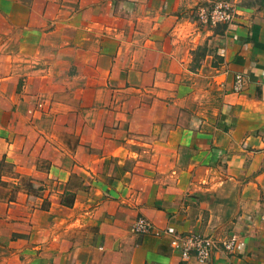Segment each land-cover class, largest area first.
Returning <instances> with one entry per match:
<instances>
[{"label": "crops", "instance_id": "1", "mask_svg": "<svg viewBox=\"0 0 264 264\" xmlns=\"http://www.w3.org/2000/svg\"><path fill=\"white\" fill-rule=\"evenodd\" d=\"M28 1L0 0V264H202L137 217L264 264V0ZM33 79L83 95L71 148L19 118Z\"/></svg>", "mask_w": 264, "mask_h": 264}, {"label": "built area", "instance_id": "2", "mask_svg": "<svg viewBox=\"0 0 264 264\" xmlns=\"http://www.w3.org/2000/svg\"><path fill=\"white\" fill-rule=\"evenodd\" d=\"M198 16L200 20L212 25L223 23L231 24L236 16V9L229 3H218L212 8H202ZM243 87V77L241 74L235 76L233 91L240 92ZM264 221V212L259 216ZM131 231L142 234L153 231L155 235H167L170 237L169 246L177 251L183 261L194 258L199 263L206 264L214 254L221 252L225 255L234 253L238 243V236L230 234L226 239L216 240L213 237L200 236L198 234H179L172 227L156 229L154 225L144 217H137L131 226Z\"/></svg>", "mask_w": 264, "mask_h": 264}, {"label": "rangeland", "instance_id": "3", "mask_svg": "<svg viewBox=\"0 0 264 264\" xmlns=\"http://www.w3.org/2000/svg\"><path fill=\"white\" fill-rule=\"evenodd\" d=\"M16 1V4L21 6H25V4L27 3L29 4L28 0V2L24 0ZM225 2L230 3L226 0L220 3ZM26 7L28 8V5H26ZM25 83L26 81H23V84L20 88L21 91H23V85ZM30 86L33 91L30 94L29 99H27V103H25L23 106L20 105V108L17 112L19 118L22 117L24 113H29L30 119L35 120L32 126H37L38 129L42 131L41 134L44 132L48 136L50 135V141L54 139V136H57L59 137V140L56 141L64 142L63 145L65 147L71 148L72 143L70 139H65H67L68 137H74L75 129L73 130L74 132H71L70 130L72 129L68 125H66V123L63 124V122L70 118V114H75V120L81 119L86 115V112L82 111L81 109L77 111H72L69 109L70 107H72V103H76L77 101H79V98H82L83 95H73L70 90H67L66 84L64 83H61L60 87L55 88L54 81H51L49 83L48 80L40 81L33 79V83ZM22 100L23 99H20V102H23ZM73 119L74 118L70 120ZM60 123L62 124V131H59V127H57V129H54V125L57 124V126H59ZM37 127H34V130H37ZM54 130H57V133L54 132ZM58 131L60 135L58 134ZM33 188L37 192V187Z\"/></svg>", "mask_w": 264, "mask_h": 264}]
</instances>
